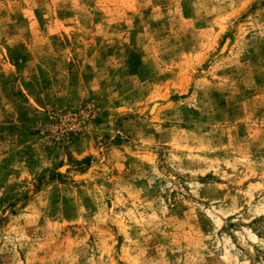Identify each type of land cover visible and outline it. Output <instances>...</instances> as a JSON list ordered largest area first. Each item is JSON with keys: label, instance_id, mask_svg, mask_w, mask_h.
Returning a JSON list of instances; mask_svg holds the SVG:
<instances>
[{"label": "rangeland", "instance_id": "374dc122", "mask_svg": "<svg viewBox=\"0 0 264 264\" xmlns=\"http://www.w3.org/2000/svg\"><path fill=\"white\" fill-rule=\"evenodd\" d=\"M0 264H264V0H0Z\"/></svg>", "mask_w": 264, "mask_h": 264}]
</instances>
